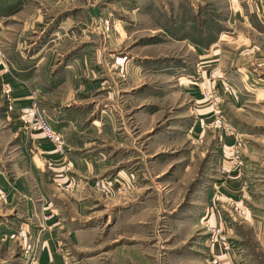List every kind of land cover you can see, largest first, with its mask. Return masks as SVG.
Segmentation results:
<instances>
[{
    "label": "rangeland",
    "instance_id": "1",
    "mask_svg": "<svg viewBox=\"0 0 264 264\" xmlns=\"http://www.w3.org/2000/svg\"><path fill=\"white\" fill-rule=\"evenodd\" d=\"M7 1L2 54L40 48L38 75L63 73L92 94L103 129L93 153L116 164L94 178L111 191L84 204V234L61 238L62 263L264 264V0ZM72 52L69 74L59 61ZM6 83L0 75V170L23 150ZM124 123L129 133L114 136ZM29 227L9 236L4 264H39L49 228Z\"/></svg>",
    "mask_w": 264,
    "mask_h": 264
},
{
    "label": "crops",
    "instance_id": "2",
    "mask_svg": "<svg viewBox=\"0 0 264 264\" xmlns=\"http://www.w3.org/2000/svg\"><path fill=\"white\" fill-rule=\"evenodd\" d=\"M11 1V5L15 6L21 0ZM8 2L0 0V22H4V18L8 16H5V11L13 8L8 7ZM22 10H17L11 16H18ZM29 19L30 17L28 21ZM53 34L58 33L50 35ZM223 37L224 35L220 39ZM15 50V55L4 54L5 61L0 62V75L3 82L11 86L13 109L10 117L15 132L20 135L19 146H22L23 150L20 158L15 160L11 167L0 170V193L2 191L5 194V201L0 204V264L6 263L9 254L15 249L16 243L9 236L18 228L30 229L29 224L39 220L49 228L42 237L44 246L39 264H63L57 250L61 238L65 240V237L71 235L73 239L84 234L79 230V227L83 228L81 219L84 204L89 202L92 194L98 193L93 189L94 178L111 172L110 169L115 168L116 164L105 167L108 161L93 153L97 150V137L94 135L103 131L100 129V114L96 111L98 108L94 106V96L81 93L80 86L77 88L74 81H69L63 73L49 71L38 75L37 63H33V59L40 52V48L30 49L31 51L28 48L26 54L23 50L20 51L19 47ZM47 50L45 49V52ZM80 56V53L72 52L60 60L59 64L69 71L76 66ZM38 79H43V82L36 81ZM33 91L51 101L43 110L52 127L65 139L67 149L64 155L54 151L53 145L38 132H26L22 129L19 109L31 103ZM81 95H84V98H81ZM110 121L114 122L112 116L108 117V122ZM123 125L124 129L113 127L112 134L115 136L119 132L129 133L125 128L126 123ZM138 130L140 134L147 132V129ZM68 189L70 192H66ZM36 197L45 199L38 201L40 207L31 203L36 202L33 200ZM67 202L75 204V207L78 204L75 211L82 210L77 213L78 216L70 213ZM47 214L52 217H45Z\"/></svg>",
    "mask_w": 264,
    "mask_h": 264
},
{
    "label": "built area",
    "instance_id": "3",
    "mask_svg": "<svg viewBox=\"0 0 264 264\" xmlns=\"http://www.w3.org/2000/svg\"><path fill=\"white\" fill-rule=\"evenodd\" d=\"M3 61H5V57L2 54L0 48V62ZM3 86L7 92L11 91L9 84L6 83ZM222 90L224 92H228L229 87L225 84L222 87ZM202 92L206 100L210 101L214 106L218 104L220 97L215 86L205 87L203 88ZM217 109L218 108L215 107V113L219 112ZM19 117L22 121V129L24 131L38 132L44 139L53 145L54 151L64 155L65 142L63 140V136L52 127L44 110L38 105L36 97L31 99V103L28 106L20 109ZM93 189L100 194H107L109 191H111V181L94 180Z\"/></svg>",
    "mask_w": 264,
    "mask_h": 264
}]
</instances>
